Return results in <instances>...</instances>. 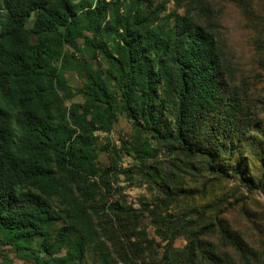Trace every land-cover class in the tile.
Here are the masks:
<instances>
[{"label":"rangeland","instance_id":"1","mask_svg":"<svg viewBox=\"0 0 264 264\" xmlns=\"http://www.w3.org/2000/svg\"><path fill=\"white\" fill-rule=\"evenodd\" d=\"M104 1L119 15H148V28L165 38L187 23L213 38L225 117L220 129L234 145L232 165L210 175L201 161L171 153L133 127L123 111L117 71L103 54L97 52L95 60L84 54L78 40V53L64 50L75 70L65 74L67 84L81 89L87 66L100 74L113 107L101 106L95 116L78 108L85 131L72 127V135L90 160L68 165L53 180L47 199L57 220L48 237H35L30 252L16 253L0 239V264H264V0ZM2 16L0 10V22ZM96 40L115 57L116 35L102 32ZM60 95L67 110L84 105L80 95ZM156 97L163 100L160 89ZM142 100L134 91L133 106ZM168 110L166 105L165 122L171 120ZM144 149L159 153L141 158ZM240 162L241 176L234 172ZM61 229L69 234L58 240Z\"/></svg>","mask_w":264,"mask_h":264},{"label":"trees","instance_id":"2","mask_svg":"<svg viewBox=\"0 0 264 264\" xmlns=\"http://www.w3.org/2000/svg\"><path fill=\"white\" fill-rule=\"evenodd\" d=\"M109 5L104 0H0V102L15 111L0 104V239L14 253L30 252L35 237H48L57 220L47 199L55 177L67 173L68 165L81 167L90 160L72 127L85 131L81 114L95 116L101 106L113 107L100 74L89 67L82 66L86 83L81 89L67 84L65 74L75 70L64 50L78 53V40L84 54L92 60L103 54L117 71L123 111L133 127L169 152L201 161L210 175L232 165L234 145L220 129L225 117L213 38L188 23L165 38L148 28V15H119ZM102 32L117 36L115 57L96 40ZM158 52L155 62L152 55ZM158 89L163 100L155 102ZM134 91L143 99L137 107ZM61 93L82 96L84 105L65 109ZM166 105L169 122L162 120ZM138 153L154 158L159 152ZM241 164L234 170L240 176ZM68 234L61 229L57 239ZM193 246L192 240L188 250Z\"/></svg>","mask_w":264,"mask_h":264}]
</instances>
